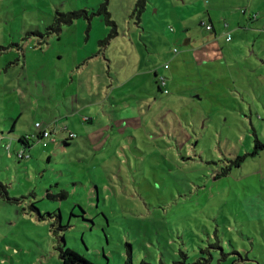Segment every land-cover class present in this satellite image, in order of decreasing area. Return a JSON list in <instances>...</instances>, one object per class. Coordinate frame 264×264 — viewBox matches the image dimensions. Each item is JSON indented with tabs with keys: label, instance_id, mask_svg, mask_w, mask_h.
Here are the masks:
<instances>
[{
	"label": "rangeland",
	"instance_id": "1",
	"mask_svg": "<svg viewBox=\"0 0 264 264\" xmlns=\"http://www.w3.org/2000/svg\"><path fill=\"white\" fill-rule=\"evenodd\" d=\"M136 1L0 0V264H264V0Z\"/></svg>",
	"mask_w": 264,
	"mask_h": 264
},
{
	"label": "trees",
	"instance_id": "2",
	"mask_svg": "<svg viewBox=\"0 0 264 264\" xmlns=\"http://www.w3.org/2000/svg\"><path fill=\"white\" fill-rule=\"evenodd\" d=\"M144 8H145V0H137L135 3V7H134V13L137 15V17L140 16V14L143 12ZM98 14L104 15L105 23L107 25H111L113 27L112 33L115 32V25H114L113 21L110 19V14L107 12V9L105 6H100V8L98 9ZM78 16H80V13H69L67 15H62L60 17V18H62L60 20V22H65V23L70 24L72 22V20L77 18ZM161 78H163L165 80V84H166V79L164 77H158L157 78L158 86H159V84L162 85L161 80H160ZM164 85H162V86H164ZM158 88L160 89V87H158ZM50 131L52 134L53 132H52L51 128H50ZM34 139L37 141V139H39L38 135L36 136V138H34L33 136H30V135H27V134H21L18 136L17 142L21 145V148L15 152V157L17 160L29 159L31 157L30 154L28 153V150H30L31 148L34 147V142H35ZM72 139H74V138L70 137L68 134L66 138H62L60 140H54L52 143H57V145H60V147L62 149H64L65 147H67L69 145V141ZM263 149H264V143H260L257 140H255L254 148H253L251 155L254 156L257 154L258 150H263ZM10 150H11V146H10ZM19 151H21L23 153L21 157H17ZM215 177L218 178V175H215ZM1 188H2L3 192L5 193V189H3V187H1ZM54 196L58 197V199H60V200H63V199L67 198V193L64 190H60L59 193L54 195ZM46 197L51 198V197H53V195H50V193H47ZM60 242L61 243L63 242V237H61ZM56 250L58 251V255H59V259H60L61 264H95V263L85 259L84 257L79 255L75 251L66 248L64 245H61L60 243L58 244ZM207 262H208V260L199 259V261H197L195 264H207ZM125 264H131L130 257H128ZM142 264H146V263H142Z\"/></svg>",
	"mask_w": 264,
	"mask_h": 264
},
{
	"label": "built area",
	"instance_id": "3",
	"mask_svg": "<svg viewBox=\"0 0 264 264\" xmlns=\"http://www.w3.org/2000/svg\"><path fill=\"white\" fill-rule=\"evenodd\" d=\"M205 27H206L207 30L212 29L211 25H206ZM227 40H229V38H227ZM164 67L167 68L166 65ZM160 80H161V84L164 85L165 84V80L163 78H161ZM35 127L40 129V132L38 133V138L39 139H37V142H41L42 146L46 148L48 146V143L51 142L50 139H51L52 134H51L50 129L49 128H45V127L42 128V126L40 124H38V123H35ZM69 136L73 137V138L75 137L74 134H69ZM6 151H7V155L10 156V145L6 146ZM22 154L23 153L21 151H19L17 157H21Z\"/></svg>",
	"mask_w": 264,
	"mask_h": 264
},
{
	"label": "crops",
	"instance_id": "4",
	"mask_svg": "<svg viewBox=\"0 0 264 264\" xmlns=\"http://www.w3.org/2000/svg\"><path fill=\"white\" fill-rule=\"evenodd\" d=\"M60 131H62V130H60ZM53 132V131H52ZM58 133H61V132H58Z\"/></svg>",
	"mask_w": 264,
	"mask_h": 264
}]
</instances>
